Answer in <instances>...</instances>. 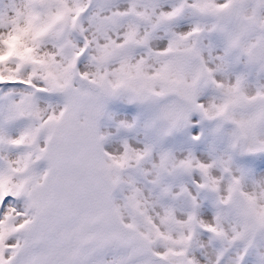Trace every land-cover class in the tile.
<instances>
[{
	"label": "snow or ice",
	"instance_id": "1",
	"mask_svg": "<svg viewBox=\"0 0 264 264\" xmlns=\"http://www.w3.org/2000/svg\"><path fill=\"white\" fill-rule=\"evenodd\" d=\"M0 264H264V0H0Z\"/></svg>",
	"mask_w": 264,
	"mask_h": 264
}]
</instances>
